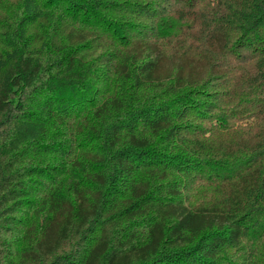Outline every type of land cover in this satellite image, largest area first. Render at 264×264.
<instances>
[{
  "label": "trees",
  "instance_id": "1",
  "mask_svg": "<svg viewBox=\"0 0 264 264\" xmlns=\"http://www.w3.org/2000/svg\"><path fill=\"white\" fill-rule=\"evenodd\" d=\"M264 264V0H0V264Z\"/></svg>",
  "mask_w": 264,
  "mask_h": 264
},
{
  "label": "rangeland",
  "instance_id": "2",
  "mask_svg": "<svg viewBox=\"0 0 264 264\" xmlns=\"http://www.w3.org/2000/svg\"><path fill=\"white\" fill-rule=\"evenodd\" d=\"M233 257H234V262L231 263V264H245L244 261H240V259H239L238 255H237V253H235V254L233 255Z\"/></svg>",
  "mask_w": 264,
  "mask_h": 264
}]
</instances>
